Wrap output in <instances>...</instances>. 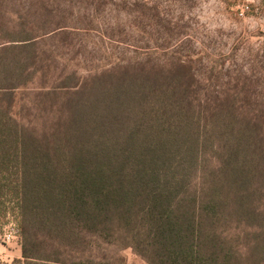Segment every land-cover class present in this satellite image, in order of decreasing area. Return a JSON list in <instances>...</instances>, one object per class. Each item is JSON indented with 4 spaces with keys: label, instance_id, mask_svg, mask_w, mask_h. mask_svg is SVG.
<instances>
[{
    "label": "trees",
    "instance_id": "trees-1",
    "mask_svg": "<svg viewBox=\"0 0 264 264\" xmlns=\"http://www.w3.org/2000/svg\"><path fill=\"white\" fill-rule=\"evenodd\" d=\"M37 1L14 27L0 5V229L14 216L22 249L0 264H127L117 244L150 264H264V97L203 98L190 37L151 0ZM59 37L80 65L39 88L35 127L17 93L50 78Z\"/></svg>",
    "mask_w": 264,
    "mask_h": 264
},
{
    "label": "rangeland",
    "instance_id": "rangeland-1",
    "mask_svg": "<svg viewBox=\"0 0 264 264\" xmlns=\"http://www.w3.org/2000/svg\"><path fill=\"white\" fill-rule=\"evenodd\" d=\"M155 3L160 5L162 11H171L173 22L167 27L174 30L175 37H190L186 39L185 46L194 53L196 61L192 63L202 80L198 85V93L205 98L224 85V88L231 91H241L242 95H248V107L258 108L264 97V0H151L150 5ZM37 4V0H0L6 19L13 20L12 27L20 11L36 7ZM60 21L72 23L71 26L81 25L77 20ZM156 32L151 37H164L168 34L163 25L157 27ZM72 38L76 41L75 36ZM89 38L93 43L89 47L102 45L98 35ZM67 39L59 37L46 46L56 48L63 57L55 61L56 66L50 70V78L37 79L34 84L18 91L14 113L24 123L41 127L47 121L43 114L40 116L36 106L39 88L43 84L51 85L66 63L80 65L78 60H72L74 51L70 50L71 47L64 46ZM152 39L154 42L156 38ZM18 230L17 220L12 215L2 224L0 261L12 263L22 256ZM12 231L17 232V238L7 243L4 239ZM110 251L112 257L124 258L127 264H150L132 247L117 244Z\"/></svg>",
    "mask_w": 264,
    "mask_h": 264
},
{
    "label": "built area",
    "instance_id": "built-area-1",
    "mask_svg": "<svg viewBox=\"0 0 264 264\" xmlns=\"http://www.w3.org/2000/svg\"><path fill=\"white\" fill-rule=\"evenodd\" d=\"M16 231H12L9 235L7 234L6 237H5V241L7 243L11 242L12 240L16 239L17 238V232L15 233ZM19 232V230H18Z\"/></svg>",
    "mask_w": 264,
    "mask_h": 264
}]
</instances>
